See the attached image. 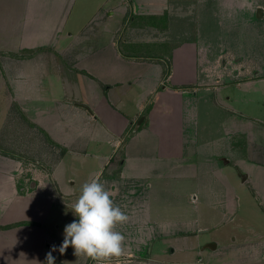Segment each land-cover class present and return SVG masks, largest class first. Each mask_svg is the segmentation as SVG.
Wrapping results in <instances>:
<instances>
[{"label":"crops","instance_id":"0c3cea01","mask_svg":"<svg viewBox=\"0 0 264 264\" xmlns=\"http://www.w3.org/2000/svg\"><path fill=\"white\" fill-rule=\"evenodd\" d=\"M73 1L0 0L2 70L28 61L49 83L41 88L36 78L28 95L9 86L11 102L20 103L15 104L30 126L61 155L49 173L30 174L19 172L16 158L0 155V202L12 215L0 225V264H46L52 246L62 244L79 196L75 180L58 177L64 157L92 166L87 181L104 182L129 217L117 229L125 236L127 255L113 264H264V242H241L234 254L225 246L220 257L217 245H203L199 234L218 227L215 215L232 220L239 198L211 193L220 209L210 202L199 211L205 199L192 189L202 174L194 159L200 151L199 106L208 105V93L218 84H229L226 78L238 79L236 86L264 81V50L259 60L236 59L225 49L209 52L210 18L217 13L224 21L229 15L237 23L238 9L250 14L256 8L262 18L264 0H219L214 6L212 0H101L94 4L95 17L77 23L69 20ZM186 20L196 24L194 36L201 33L206 44L199 47L191 35L172 34L174 22ZM256 70L262 72H248ZM31 102L32 115L22 105ZM232 117L228 131L242 134L246 157L264 167V127L241 113ZM240 178L241 183L250 179L248 174ZM253 193L264 199V193ZM53 206L60 209L59 224L47 226ZM70 248L62 264H95L84 257L73 262ZM52 255L58 262L61 253Z\"/></svg>","mask_w":264,"mask_h":264},{"label":"rangeland","instance_id":"374dc122","mask_svg":"<svg viewBox=\"0 0 264 264\" xmlns=\"http://www.w3.org/2000/svg\"><path fill=\"white\" fill-rule=\"evenodd\" d=\"M74 1L71 2L72 8H70L69 20L77 23L89 21L90 19H85L95 17L98 7L96 8L94 4L101 0ZM212 1L214 6L215 2L219 0ZM110 3L106 2L105 7H109ZM214 8L216 10L218 7ZM232 9L236 8L232 7ZM227 11L232 14L231 11ZM242 11L237 10L235 16L239 20L237 23L231 20L229 15L226 16L227 19L224 21L217 13L210 18L212 22L210 26L213 28L210 32L212 36L210 35V38L207 39L210 53L225 49L223 51L230 50L236 59L240 57L242 59L258 58L259 60L258 54H262L264 50V16L260 18L259 8H256L250 14L248 11H245L246 13ZM247 19L251 20L250 25L245 23ZM188 20L182 23L174 22L175 28L172 27V34L183 35L185 33L191 35L190 37H193L192 40L199 47H201V44H206L205 39L198 37L201 33L194 36L193 30L196 29V24ZM245 26H249L250 29L245 30ZM7 56L16 57L15 55ZM1 66H3V63L0 62V84L2 85L4 80L6 86L0 85V155L4 154L16 158L22 168V171H19L20 173L29 172L30 174V172L34 173L35 170L39 173H49L52 164L61 156L60 150L51 145L37 128L30 126L28 119H25L17 108L20 103L15 102L16 105L11 102L9 89V86L16 91L21 89L24 95H28L30 94L31 85L36 82L34 81L36 78L42 81L39 87L46 89L49 87V83L46 82V74H41L42 79L37 77V67L33 63L31 66L28 61L22 62L20 67L12 68L11 71L8 69L2 70ZM248 72L258 75L262 71ZM236 74H239V72L236 71ZM5 75L6 79H4ZM49 75L50 79H54L52 74ZM34 76L36 77L34 78ZM239 80L241 81L242 77ZM236 81L238 79L229 80V78H226L224 82L229 84L223 87V83H220L216 89L210 91L208 98H211V101L208 102V105H202L201 103L197 117V140L200 151L194 159L199 172L202 174L192 189L196 192L198 198L206 200H202L204 203L199 204V211L202 208H207V203L210 202L215 204V210L220 209L218 199L212 197L211 193L215 195L217 193L220 196L233 193L235 194L234 197L239 198L238 205L231 214L232 220H223L221 214L215 215L214 221H219L218 227H211L208 232L199 234L204 242L203 245L207 243L217 245L215 254L219 257L226 252V247L233 249L234 254L241 242H264V217L262 207L259 204L261 200L264 208V199L254 196L253 193V190L264 193V167H259L246 157L245 147H247V144H245L244 136L228 131V128L233 125L232 116L235 112L251 119L248 120L249 122L261 123L264 127V81L261 84L257 81V83H247L240 86L234 84ZM48 93L50 97L49 90ZM46 104L50 105V103ZM22 105L29 107V111L35 106L32 102L31 104ZM232 109L234 110L233 113L230 112ZM30 114L32 115V110ZM254 138L256 145L264 144V141L260 142V136L254 135ZM111 152L114 153L112 150H107L106 154L109 153L110 155ZM79 162L64 157L58 170V177L75 180L74 186L78 195L81 186L87 181L88 172L93 168L92 166L88 168L87 165ZM247 174L250 178L249 181L241 183L240 175ZM67 183L69 184V182ZM28 185L33 186L32 177ZM23 193H25V189H23ZM58 209L55 206L51 207L47 213L45 225L52 224L55 226L59 224L61 213ZM207 209L203 211H207ZM21 213L28 212L22 211ZM11 217L12 215L6 211V208H3V203L0 202V225L6 220L10 221ZM74 219L76 220L78 217L74 215ZM209 249H211V246L206 248L205 254L209 253ZM70 250L73 256L71 259L76 263L78 257L74 254L72 247ZM59 257L60 262L55 261V264L65 262V256L61 254Z\"/></svg>","mask_w":264,"mask_h":264},{"label":"clouds","instance_id":"9594fccd","mask_svg":"<svg viewBox=\"0 0 264 264\" xmlns=\"http://www.w3.org/2000/svg\"><path fill=\"white\" fill-rule=\"evenodd\" d=\"M71 210L78 219L65 225L63 242L58 249L52 246L46 254V264H55L52 252L64 254L70 246L77 257L91 259L95 264H113L114 259L127 255L125 236L117 229L129 217L98 177L83 183Z\"/></svg>","mask_w":264,"mask_h":264},{"label":"trees","instance_id":"16d2710c","mask_svg":"<svg viewBox=\"0 0 264 264\" xmlns=\"http://www.w3.org/2000/svg\"><path fill=\"white\" fill-rule=\"evenodd\" d=\"M50 143H52V142L50 141Z\"/></svg>","mask_w":264,"mask_h":264}]
</instances>
